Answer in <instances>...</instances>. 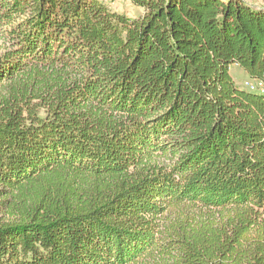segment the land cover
I'll list each match as a JSON object with an SVG mask.
<instances>
[{"label": "trees", "instance_id": "16d2710c", "mask_svg": "<svg viewBox=\"0 0 264 264\" xmlns=\"http://www.w3.org/2000/svg\"><path fill=\"white\" fill-rule=\"evenodd\" d=\"M131 1L0 0V264H264V7Z\"/></svg>", "mask_w": 264, "mask_h": 264}, {"label": "rangeland", "instance_id": "374dc122", "mask_svg": "<svg viewBox=\"0 0 264 264\" xmlns=\"http://www.w3.org/2000/svg\"><path fill=\"white\" fill-rule=\"evenodd\" d=\"M120 5L117 8V5H111V7L119 12L125 13L126 15L130 17H137L141 14L142 10L141 8L135 6L132 1L130 0H121ZM258 5L263 6V4L259 3ZM120 8V9H119ZM3 46V41L0 39V50ZM233 78L239 86L251 88L253 90H263L264 84H262L260 81L253 80L250 78V76L247 74V72L241 67L237 65H232L231 68ZM162 164L167 163L168 161L166 159L160 160ZM209 212V211H208ZM203 212L200 210L195 209L192 206H174L170 207V209L165 214L164 224L165 226H169L175 222H178L179 220H184L190 218H196V217H202ZM149 263V261H145L146 263ZM143 264V263H142Z\"/></svg>", "mask_w": 264, "mask_h": 264}, {"label": "crops", "instance_id": "0c3cea01", "mask_svg": "<svg viewBox=\"0 0 264 264\" xmlns=\"http://www.w3.org/2000/svg\"><path fill=\"white\" fill-rule=\"evenodd\" d=\"M107 4H109L110 6L111 5H117V8L119 7L120 5V1L121 0H104ZM131 1V0H130ZM249 3H251L252 5H255V6H260L258 5L259 3L263 4L262 7H264V0H247ZM120 9V8H119Z\"/></svg>", "mask_w": 264, "mask_h": 264}, {"label": "built area", "instance_id": "2783aa9c", "mask_svg": "<svg viewBox=\"0 0 264 264\" xmlns=\"http://www.w3.org/2000/svg\"><path fill=\"white\" fill-rule=\"evenodd\" d=\"M262 83V82H261Z\"/></svg>", "mask_w": 264, "mask_h": 264}]
</instances>
